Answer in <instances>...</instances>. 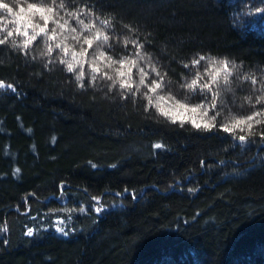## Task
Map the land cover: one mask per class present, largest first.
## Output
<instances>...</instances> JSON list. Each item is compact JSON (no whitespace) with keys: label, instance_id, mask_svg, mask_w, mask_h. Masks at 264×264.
<instances>
[{"label":"trees","instance_id":"obj_1","mask_svg":"<svg viewBox=\"0 0 264 264\" xmlns=\"http://www.w3.org/2000/svg\"><path fill=\"white\" fill-rule=\"evenodd\" d=\"M3 2L18 11L52 0ZM64 3L103 28L110 40L100 50L114 59L135 54L125 38L143 46L146 82L159 79L151 66L164 77L153 99L169 92L219 115L211 130L173 123L148 105L146 87L132 94L93 82L87 63L78 81L59 49L41 55L46 37L22 51L14 33L0 45V264H264V123L243 142L247 129L221 128L264 111L255 103L264 94V0ZM0 17L14 27L10 14ZM209 58L239 69L213 85L214 110L212 93L182 87L197 74L210 80Z\"/></svg>","mask_w":264,"mask_h":264},{"label":"snow or ice","instance_id":"obj_2","mask_svg":"<svg viewBox=\"0 0 264 264\" xmlns=\"http://www.w3.org/2000/svg\"><path fill=\"white\" fill-rule=\"evenodd\" d=\"M0 9L4 10L7 14L13 17L11 23L14 25L12 29H8V24H0V33L5 30L6 35L0 38V45H4L9 42V39L13 37L15 33L16 36H22L24 39L16 42L15 39L11 40L13 47H21V50H27L33 45V42L37 41L41 35L46 37L45 45L46 50L41 52V55L51 56L54 48L59 49L63 53L60 57V62L66 65V70L69 73L76 72V79L82 80L85 76L84 65L87 63L91 69V80L95 82L98 78L107 79L111 81L109 88H114L119 86L121 90L125 92L135 94L139 92L141 86L148 89L143 95L147 97V103L150 106L155 107V109L164 117L170 119L173 123L180 121L183 124L185 121L190 122L196 129L211 130L215 127V121L219 113L209 117V106L204 104L188 105L183 103L181 100L176 99L175 96L169 94L165 95H153L156 94L159 89L164 87V77L160 75L159 71L151 66V71L159 79H153L150 83H147V78L149 76L148 71L144 67H141L142 62L147 61L146 55L142 52V45L136 40H129L125 38L123 44L125 46L134 45L135 54L133 56H124L120 59H114L112 56L107 55L103 50H100L104 45L108 44L110 37L103 30L102 27H98L96 22L89 19V22H85L80 18L81 14L90 15L84 10L79 12L67 11L64 0H60L57 5V0H52L51 4L48 3H28L27 8L19 7L18 11H14L13 8L8 4L0 0ZM67 13V17L61 15V12ZM39 17V20H34L35 17ZM2 19V17H0ZM70 20H75L76 24L82 26L80 31H77L76 27H73ZM42 21L43 23H40ZM49 21L52 22L54 27L49 31ZM101 25H107L111 27L109 20H101ZM29 29H31V34H29ZM71 40L79 46V51L73 46L72 43L67 41ZM49 41H56L53 45ZM91 51V56L93 58L89 59V54ZM70 53V57L68 58ZM204 56H200L197 60H193V65L200 64L201 61L205 60ZM209 62L213 65V70L208 73L210 80L201 83L200 81L203 77L197 74V78L191 80V82L183 84L182 87L188 90H196L197 88L201 91H207L212 93L213 85L217 84L218 79L223 73V80L225 82L229 81V78L233 75L234 71L238 72V67L234 63L229 67V62L227 60L216 61L215 58H209ZM218 64V66H217ZM118 65V67L116 66ZM187 67V65H185ZM104 68L112 69V73L104 71ZM78 69V71H77ZM133 69L137 70L138 82L133 79ZM252 83L256 84L255 78H251ZM135 84V92L133 91V85ZM4 85L0 83V87ZM83 86V85H81ZM9 88L12 85H8ZM123 94V92H122ZM220 93H212L211 109H216L217 107V96ZM249 103L252 102V97L246 98ZM223 103V101H221ZM255 103L257 105L264 104V94L259 95ZM167 105V106H165ZM199 116V122L197 120ZM264 117V111L253 112L251 115L247 116H236L232 115L229 118L228 123L221 125V128L228 133H233L235 130L245 131L247 129V135H240L238 139L243 142L248 139L253 134L254 125H260L264 123L261 119H255L256 117ZM208 117V119H204ZM264 136V133H261ZM156 148L162 147L160 144L155 145ZM63 231V229H61ZM28 235H32V229L28 230Z\"/></svg>","mask_w":264,"mask_h":264},{"label":"rangeland","instance_id":"obj_3","mask_svg":"<svg viewBox=\"0 0 264 264\" xmlns=\"http://www.w3.org/2000/svg\"><path fill=\"white\" fill-rule=\"evenodd\" d=\"M167 93V95H169V92H166ZM166 95V96H167ZM186 104V103H185ZM165 106H167V105H165ZM197 120H198V122H199V116H197Z\"/></svg>","mask_w":264,"mask_h":264}]
</instances>
